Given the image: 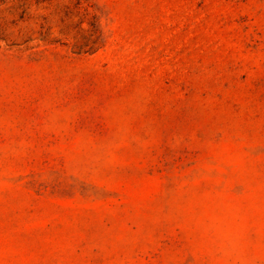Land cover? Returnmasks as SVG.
Returning <instances> with one entry per match:
<instances>
[{
    "label": "rangeland",
    "instance_id": "374dc122",
    "mask_svg": "<svg viewBox=\"0 0 264 264\" xmlns=\"http://www.w3.org/2000/svg\"><path fill=\"white\" fill-rule=\"evenodd\" d=\"M0 264H264V0H0Z\"/></svg>",
    "mask_w": 264,
    "mask_h": 264
}]
</instances>
